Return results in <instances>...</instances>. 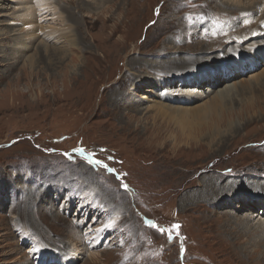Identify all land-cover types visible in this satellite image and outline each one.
<instances>
[{"label":"rangeland","instance_id":"1","mask_svg":"<svg viewBox=\"0 0 264 264\" xmlns=\"http://www.w3.org/2000/svg\"><path fill=\"white\" fill-rule=\"evenodd\" d=\"M44 1L0 0V264H264V0Z\"/></svg>","mask_w":264,"mask_h":264},{"label":"bare ground","instance_id":"2","mask_svg":"<svg viewBox=\"0 0 264 264\" xmlns=\"http://www.w3.org/2000/svg\"><path fill=\"white\" fill-rule=\"evenodd\" d=\"M32 1H34L35 2V4L33 3V2H30V3H28V5L27 6H25L23 9H24V12L25 13H29L30 15H31V17H32V20H35V19H39V17L40 16H43L42 18H45V17H48L47 15H45V9H48L46 12H49L50 10H51V15L53 14L54 15V13H53V10H52V8L44 1V0H32ZM116 2V1H118V0H105V2ZM119 1H122V3L124 2V1H127V0H119ZM221 1V0H220ZM227 2V4L228 5H231V4H233V5H239L240 4V0H226ZM214 2V1H213ZM31 3H33L34 4V6L33 5H31ZM252 4V3H251ZM252 5H254V4H252ZM248 6H250V5H248ZM242 7H244V6H242ZM240 8V7H239ZM252 8V7H251ZM242 9V8H241ZM35 10V11H34ZM33 12H35V13H33ZM49 13V14H50ZM54 18V17H53ZM109 20H106V21H104V20H102V25H104V24H106L107 22H108ZM42 26H45V25H42ZM252 27V26H251ZM46 36H48V34L46 35ZM44 38H46V37H44ZM48 39H49V37H48ZM218 40L219 41H221V38H218ZM209 42L210 43H213V44H216L217 43V41H215V39H211V40H209ZM258 47V46H257ZM49 52V51H48ZM63 57H60V59H61V62H63L64 61V59H62ZM64 63V62H63ZM233 66V65H232ZM232 66H227L225 69H227V71L228 70H230V68L232 67ZM198 71V73L200 74V75H197V78H203L204 76H202L203 74L202 73H200L199 72V70H197ZM221 72H223L222 70H214V72L213 73H208V74H206L207 75V77L208 76H213V75H211V74H214V75H216V74H223V73H221ZM194 75H196V73L195 72H193V76ZM193 76H187V77H189V78H194ZM186 78V77H185ZM257 79L259 80V78L257 77ZM257 79H255V80H257ZM200 82V81H199ZM209 86V85H208ZM250 87V86H249ZM232 88V89H231ZM212 89V88H211ZM229 89H231V91H233V90H237L236 88H235V86H233L232 84H230V85H226V88H223V89H221V91H219V94H218V96L217 97H215L216 99H215V104L216 105H218V104H220V103H222V101H223V94L225 93L226 94V96H228V94H227V92H231ZM206 91H212V90H210L209 88H207L206 89ZM191 92V91H190ZM231 95H233V94H231ZM212 99V98H211ZM214 99V98H213ZM224 99H225V96H224ZM214 101V100H213ZM224 103V102H223ZM202 105V104H201ZM203 106V105H202ZM212 106V107H211ZM211 107V110H216V109H214L213 108V105H211V104H206L205 106H203V109H201V107L199 108L200 110H197V111H195V113H194V111L193 112H185V110L183 109V110H181V111H183V112H175V114H173L174 115V118L175 119H183L182 121H181V123L182 122H185V123H183L182 125L183 126H185V128L186 127H190L191 128V125L193 124V121H191V119L190 118H192V117H194V119L196 120V123H197V120H202V119H207V118H205L204 117V115H205V113H206V110L208 109V108H210ZM217 108V107H216ZM187 110V109H186ZM223 111V110H222ZM221 111V112H222ZM208 112V111H207ZM193 113L194 114H197L196 116H194L193 115ZM217 113V112H216ZM216 113H212V115H216ZM219 113V112H218ZM181 114V115H180ZM180 115V116H179ZM208 115V114H207ZM218 116V115H217ZM208 117H209V115H208ZM219 117V116H218ZM199 118V119H198ZM224 118V117H223ZM193 119V120H194ZM194 126H195V124H193ZM218 127V126H217ZM219 128H216L215 129V131H217V132H219V130H218ZM91 196V195H90ZM87 198V197H86ZM260 201V202H259ZM257 202L260 204V206L262 207V208H264V195L263 196H260V197H258V199H257ZM258 215H260V214H258ZM257 214H256V216H258ZM250 220H251V218H249V217H247V218H245V219H243V220H239V221H237L236 222V224L238 225V228L239 227H241L242 228V232H241V230H239L240 232H241V234H239V232L237 231L238 229H237V227L235 226V227H233V224L232 223H229L228 222V227H230V229H233L234 231H231V230H229L225 225H223V226H225L226 228H227V231L228 232H231L232 234L233 233H236L235 235H238L237 237V240L236 241H234L235 242V244H241V243H244V236H247L246 238H247V242L248 243H251V247H253L250 251H249V246H244L243 247V252H246V253H249V256H253V254H256V253H258V252H260L262 255H264V214H262L261 216H260V218H259V221H257L256 223H250ZM231 222V221H230ZM225 228V229H226ZM237 229V230H236ZM233 242V243H234ZM247 243V244H248ZM238 253V252H237ZM260 255V254H259ZM242 256V255H241ZM248 257V256H247ZM261 257V256H260ZM259 257V258H260ZM248 258H251V257H248Z\"/></svg>","mask_w":264,"mask_h":264},{"label":"snow or ice","instance_id":"3","mask_svg":"<svg viewBox=\"0 0 264 264\" xmlns=\"http://www.w3.org/2000/svg\"><path fill=\"white\" fill-rule=\"evenodd\" d=\"M93 162L96 163V164H101V161H98V160H95V161H93ZM105 167H106V166H105ZM125 187H126V186H125ZM148 223H149V226H150V227L157 228L158 231L161 232V233H164V232H166V231H169L168 229H165V228H162V227L157 226V225L155 224V222H153V221H149ZM175 227L178 228L179 226L177 225V226H175ZM169 237L171 238V233H170V231H169Z\"/></svg>","mask_w":264,"mask_h":264}]
</instances>
